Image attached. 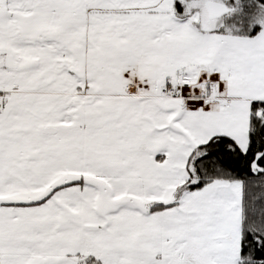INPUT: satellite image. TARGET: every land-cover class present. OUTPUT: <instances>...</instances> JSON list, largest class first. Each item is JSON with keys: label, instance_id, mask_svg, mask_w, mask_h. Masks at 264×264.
<instances>
[{"label": "snow or ice", "instance_id": "1", "mask_svg": "<svg viewBox=\"0 0 264 264\" xmlns=\"http://www.w3.org/2000/svg\"><path fill=\"white\" fill-rule=\"evenodd\" d=\"M235 11L0 0V264H264V16Z\"/></svg>", "mask_w": 264, "mask_h": 264}, {"label": "rangeland", "instance_id": "2", "mask_svg": "<svg viewBox=\"0 0 264 264\" xmlns=\"http://www.w3.org/2000/svg\"><path fill=\"white\" fill-rule=\"evenodd\" d=\"M229 8H235L236 11L231 15L225 14L221 18V27L218 29L220 34H229L236 36L254 35L260 30V25L253 22L259 17L264 16V8L259 3L249 0H224Z\"/></svg>", "mask_w": 264, "mask_h": 264}, {"label": "trees", "instance_id": "3", "mask_svg": "<svg viewBox=\"0 0 264 264\" xmlns=\"http://www.w3.org/2000/svg\"><path fill=\"white\" fill-rule=\"evenodd\" d=\"M249 1H252L254 3H259V5H261L260 7L264 8V0H249Z\"/></svg>", "mask_w": 264, "mask_h": 264}, {"label": "water", "instance_id": "4", "mask_svg": "<svg viewBox=\"0 0 264 264\" xmlns=\"http://www.w3.org/2000/svg\"><path fill=\"white\" fill-rule=\"evenodd\" d=\"M227 6V5H226Z\"/></svg>", "mask_w": 264, "mask_h": 264}]
</instances>
